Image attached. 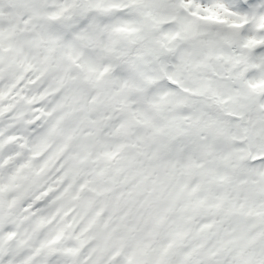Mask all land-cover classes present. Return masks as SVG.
<instances>
[{"label": "snow or ice", "instance_id": "snow-or-ice-1", "mask_svg": "<svg viewBox=\"0 0 264 264\" xmlns=\"http://www.w3.org/2000/svg\"><path fill=\"white\" fill-rule=\"evenodd\" d=\"M0 264H264V0H0Z\"/></svg>", "mask_w": 264, "mask_h": 264}]
</instances>
